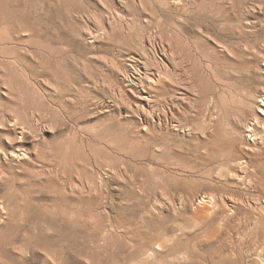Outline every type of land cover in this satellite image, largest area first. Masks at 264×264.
Returning a JSON list of instances; mask_svg holds the SVG:
<instances>
[{"label":"rangeland","instance_id":"1","mask_svg":"<svg viewBox=\"0 0 264 264\" xmlns=\"http://www.w3.org/2000/svg\"><path fill=\"white\" fill-rule=\"evenodd\" d=\"M151 39L184 65L143 126ZM258 53L264 0H0V148L39 143L0 152V264H264Z\"/></svg>","mask_w":264,"mask_h":264},{"label":"bare ground","instance_id":"2","mask_svg":"<svg viewBox=\"0 0 264 264\" xmlns=\"http://www.w3.org/2000/svg\"><path fill=\"white\" fill-rule=\"evenodd\" d=\"M149 45H150L151 52L153 54V56L150 58H151V60H153L155 62V65H156V68L153 67L155 69V71L152 72L150 70L151 71L150 73H147L146 75H144L146 77L145 81H143L144 79L141 77V75L138 79H131L129 77H126V75L122 76L121 84L124 86L126 84L127 89H129V91L131 92L133 97L128 98L129 96L126 95L125 91L123 89L120 90V94L123 97V99L126 100V102L128 101V103L130 105L135 107L137 109L136 112L142 113L144 115V119H141L143 126H146L147 124H149L148 116L152 114V110L154 107V98L152 95L153 87H154L153 85L160 84L164 80H168V81L172 82L173 76L178 77L177 71H179L178 69L182 68L184 65V62H183L182 58L180 57L179 53L171 45H168L166 47L160 46V45L156 44V42H154L152 39L149 40ZM261 54L262 53H258L257 57L262 58L264 61V56ZM256 61H260V59L257 60V58H256ZM261 62H262V60H261ZM257 63H259V62H257ZM263 70H264V68H263ZM239 72H240V70H239ZM220 80L222 81V78L218 79V84L221 83ZM144 84H146V85L148 84V86L144 87L143 86ZM181 86L183 88L181 89L180 92H178L176 94L177 96H175V99L177 100V102L189 103L191 100L190 93H188L189 88H188L186 83H181ZM1 93L6 95V96H11L14 92H13V89L11 88V86L9 84H5L3 86V91ZM256 101H257L256 102L257 103L256 114H255L254 118L252 119V122L245 126L246 130H250L247 132L251 133L247 137L249 139L246 138L247 143H246L245 149H246V152L248 155L251 154V152H255V151L257 152L258 150L262 149V147H263L261 145L262 142L261 143L255 142V138H254V140H251V139L253 137H256L258 134H260V133H257L258 130H260L261 132L264 133V86L259 91H257V100ZM12 122L13 121H10V120L5 121L3 118H0V126H2V127L10 125ZM17 125H18V123L14 124V126H17ZM175 127H178V131H181L180 129H182L180 126H175ZM30 133H33V131L30 129L27 130L25 127H22V132L20 133L22 135V138H20V139H18V137L12 136L10 134H5L4 138H6V141H8L9 144H7L5 146V149L1 146L0 152H7V151L9 152L10 151L11 156L15 157L17 159L21 158L22 156L26 157L27 154L16 153V148L18 149L19 152H21V151H27L28 152L31 149V146H34V147L37 146L38 147V145H39L38 140L31 138ZM251 142H253V143H251ZM209 197H211V196H209ZM205 198H206V196H205ZM213 199L214 198H211L212 201H213Z\"/></svg>","mask_w":264,"mask_h":264}]
</instances>
